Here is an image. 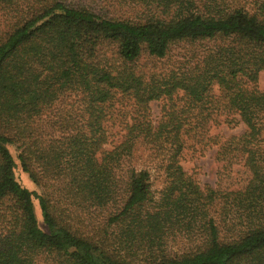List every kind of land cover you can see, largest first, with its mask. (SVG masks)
I'll return each mask as SVG.
<instances>
[{
  "label": "trees",
  "instance_id": "trees-1",
  "mask_svg": "<svg viewBox=\"0 0 264 264\" xmlns=\"http://www.w3.org/2000/svg\"><path fill=\"white\" fill-rule=\"evenodd\" d=\"M118 1L158 13L0 0V264H264V0ZM204 42L166 72L137 65ZM213 146L243 162L240 188L184 170Z\"/></svg>",
  "mask_w": 264,
  "mask_h": 264
},
{
  "label": "rangeland",
  "instance_id": "rangeland-1",
  "mask_svg": "<svg viewBox=\"0 0 264 264\" xmlns=\"http://www.w3.org/2000/svg\"><path fill=\"white\" fill-rule=\"evenodd\" d=\"M77 6L88 7L95 12L113 18H129L142 19L146 14L158 13L154 7L151 10L142 6H137L129 3H122L118 0H65ZM212 43L206 42L197 44L194 47L185 45L173 46L169 54L163 59H153L143 56L137 63L140 69L147 73H163L176 67L180 62H184L190 57L200 54L204 49L210 47ZM257 88L264 92V74H260ZM163 102L161 100L150 103V115L153 120L159 119L160 111ZM221 140H226L231 136H239L244 133L245 128L242 125L228 128L222 127L220 130ZM262 149L264 151V141H262ZM217 147L213 146L203 152V154L187 153L182 160L184 170L193 176L201 187H210L216 190H233L240 188L245 184L247 173L243 167V162L240 158L232 159L231 162H219L216 159ZM228 161V160H227ZM133 165L138 168H147L152 174V189L156 193L161 189V176L155 170L153 162L147 154L142 152L137 153L133 159ZM15 178L17 182L27 188L29 191H39L35 185L28 179L27 175L22 173L18 168L15 170ZM34 210L38 220V225L45 230L40 217L39 207L34 201ZM42 262V261H41Z\"/></svg>",
  "mask_w": 264,
  "mask_h": 264
}]
</instances>
